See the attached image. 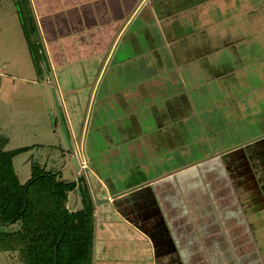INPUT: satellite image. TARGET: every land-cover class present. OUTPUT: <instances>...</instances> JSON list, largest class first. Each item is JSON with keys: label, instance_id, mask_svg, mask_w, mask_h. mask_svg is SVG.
Here are the masks:
<instances>
[{"label": "rangeland", "instance_id": "374dc122", "mask_svg": "<svg viewBox=\"0 0 264 264\" xmlns=\"http://www.w3.org/2000/svg\"><path fill=\"white\" fill-rule=\"evenodd\" d=\"M162 2L160 9H180V21L168 27L182 38L170 53L155 30L149 45L138 38L139 46L158 49L148 52L150 67L143 70L133 57L107 70L95 99L74 118L49 66L37 73L31 61L25 38L33 24L31 0H0L5 149H27L13 157L21 183L34 163L85 185L98 226L108 219L124 227L114 209L148 235L181 226L178 256L157 264H264V0L210 5L207 13V5L192 7L193 0ZM207 17L214 23L209 31L192 34ZM139 46L124 54L133 56ZM155 78L160 82L147 84ZM79 190L68 193L69 210L81 206ZM105 190L112 198H104ZM100 238L93 260L115 242L104 245ZM0 264L21 262L16 252L0 250Z\"/></svg>", "mask_w": 264, "mask_h": 264}, {"label": "crops", "instance_id": "0c3cea01", "mask_svg": "<svg viewBox=\"0 0 264 264\" xmlns=\"http://www.w3.org/2000/svg\"><path fill=\"white\" fill-rule=\"evenodd\" d=\"M162 1L165 0H31L33 24L36 28L32 43L41 56H38L39 71L32 58L31 61L37 73L42 71V66H49L64 91V100L74 118L78 115L81 117L84 109H87L91 101L95 99L99 84L107 70H116V67L133 57L143 70L148 68L146 66L150 67L148 52L151 50L156 52L158 49L145 47L146 44L143 41L139 46L138 38L148 41L149 45L152 30H155L157 37L162 39L163 48H167L169 53L173 44L182 38L181 34L174 35L170 28L172 21H180L178 19L182 14H179L180 9L175 12L167 11L165 7L160 9ZM225 1L197 0L194 2L193 0L194 3L191 6L196 8L203 6L204 8V5H207L204 9L207 13L211 8L210 5L214 8H219L220 5L231 7L236 0ZM242 3L245 5V2ZM218 11L220 12L219 9ZM208 21V17L206 21L201 20V26L197 25L191 33L194 34L200 29L204 30L203 32L209 31L214 23ZM37 32L40 38L35 36ZM167 33L171 34L166 38ZM207 33L210 49L213 47L209 44V38L213 37L209 35V32ZM138 46L139 50L133 53V56L124 54ZM180 52L177 51L175 54H180ZM119 53L121 56L119 55L116 59ZM172 53L175 55L174 52ZM154 59L160 63V57ZM157 82H160L158 78L147 80V84L156 85ZM79 129L81 127L75 128L76 135ZM104 198H112L106 190ZM134 211L131 210V213L137 214ZM114 212L117 217H120L124 227L120 224L116 226L117 224L108 219L104 220L102 223L104 225L99 226L95 221L93 257L97 253L98 233L99 238L101 236L99 239L101 244H110V240L115 242L113 245L110 244L112 248L109 250L108 245L103 247L102 254L100 250L98 252L100 256L94 258L93 264H157L158 260L165 263L170 258L173 261L178 256L176 243L182 241L179 235L181 226L178 228L173 225L171 226L173 228L153 229L148 235L140 226L132 225L120 210L114 209Z\"/></svg>", "mask_w": 264, "mask_h": 264}, {"label": "trees", "instance_id": "16d2710c", "mask_svg": "<svg viewBox=\"0 0 264 264\" xmlns=\"http://www.w3.org/2000/svg\"><path fill=\"white\" fill-rule=\"evenodd\" d=\"M35 33L32 24L25 38L39 71L38 50L32 43ZM7 143L0 135V250L16 252L21 264H92L95 211L86 186L80 188L34 163L31 176L21 183L13 157L27 149H5ZM76 186L81 206L69 210L67 196Z\"/></svg>", "mask_w": 264, "mask_h": 264}, {"label": "water", "instance_id": "95a60500", "mask_svg": "<svg viewBox=\"0 0 264 264\" xmlns=\"http://www.w3.org/2000/svg\"><path fill=\"white\" fill-rule=\"evenodd\" d=\"M54 97L56 99L55 94H54ZM56 104H57V110H58V115H59V120H60L61 131L63 132V134L66 138L68 146H72L70 139H73V135H72V132L70 129V124H69L68 119L65 115L64 108L62 106V108H63V111H62V108H61V106L57 100H56ZM63 112H64V114H63ZM73 159H74V161H76L75 156L73 157Z\"/></svg>", "mask_w": 264, "mask_h": 264}, {"label": "built area", "instance_id": "2783aa9c", "mask_svg": "<svg viewBox=\"0 0 264 264\" xmlns=\"http://www.w3.org/2000/svg\"><path fill=\"white\" fill-rule=\"evenodd\" d=\"M79 160H80V166H81L82 168H85L86 164L84 163V161L81 160V159H79Z\"/></svg>", "mask_w": 264, "mask_h": 264}]
</instances>
